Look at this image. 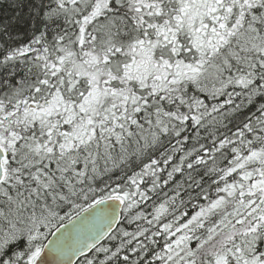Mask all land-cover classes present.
<instances>
[{"label": "snow or ice", "instance_id": "obj_1", "mask_svg": "<svg viewBox=\"0 0 264 264\" xmlns=\"http://www.w3.org/2000/svg\"><path fill=\"white\" fill-rule=\"evenodd\" d=\"M10 7L0 264H264V0Z\"/></svg>", "mask_w": 264, "mask_h": 264}, {"label": "trees", "instance_id": "obj_2", "mask_svg": "<svg viewBox=\"0 0 264 264\" xmlns=\"http://www.w3.org/2000/svg\"><path fill=\"white\" fill-rule=\"evenodd\" d=\"M10 4L11 0H4L3 3H0V19L10 18L14 14L15 9L10 7ZM14 27L20 31L26 30V25L24 27H20L19 25Z\"/></svg>", "mask_w": 264, "mask_h": 264}]
</instances>
